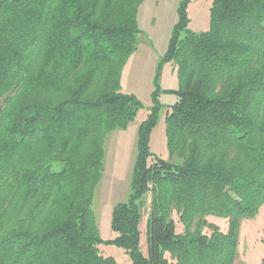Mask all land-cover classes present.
Wrapping results in <instances>:
<instances>
[{
  "label": "trees",
  "instance_id": "1",
  "mask_svg": "<svg viewBox=\"0 0 264 264\" xmlns=\"http://www.w3.org/2000/svg\"><path fill=\"white\" fill-rule=\"evenodd\" d=\"M144 1L0 0V264H117L102 244L132 264L235 263L240 221L264 205V0H210L199 33L189 29L193 0H179L138 129L130 194L112 210L115 238L103 241L96 227L105 140L144 107L121 89ZM168 63L178 87L162 91ZM161 94L175 98L165 136L180 164L151 152ZM207 216L228 219V232Z\"/></svg>",
  "mask_w": 264,
  "mask_h": 264
},
{
  "label": "rangeland",
  "instance_id": "2",
  "mask_svg": "<svg viewBox=\"0 0 264 264\" xmlns=\"http://www.w3.org/2000/svg\"><path fill=\"white\" fill-rule=\"evenodd\" d=\"M179 0H145L140 6L137 16L139 29L136 51L130 56L123 68L121 89L124 93L134 94L143 104L134 122L126 130H116L110 134L104 143V171L102 179L96 186L93 196L92 210L96 218V227L103 241L115 238L110 222L113 208L127 201L130 194V183L133 165L137 151L138 129L145 119L151 106V93L154 89L153 80L158 70L161 58L164 56L170 39L171 30L177 21ZM210 0H193L188 7L190 18L189 29L195 33L205 31L209 27ZM159 84L162 91L176 89L178 81L175 68L171 63L161 68ZM175 102L172 95L159 96L162 105L160 117L150 139L151 152L170 162L181 163L177 157H171L166 147L165 113L167 106ZM142 221L140 225V249L146 255V220L149 215L150 197L144 199ZM176 231L182 233L183 225L178 220V214L173 212ZM207 223L217 226L222 233L229 229L228 219L207 216ZM198 220L192 227H197ZM203 234L209 235L210 230L201 227ZM264 205L253 219L240 221L237 257L234 264H261L264 258ZM100 251L105 256L113 257L117 264H132L123 249L113 245H100ZM169 258V254H166Z\"/></svg>",
  "mask_w": 264,
  "mask_h": 264
},
{
  "label": "crops",
  "instance_id": "3",
  "mask_svg": "<svg viewBox=\"0 0 264 264\" xmlns=\"http://www.w3.org/2000/svg\"><path fill=\"white\" fill-rule=\"evenodd\" d=\"M175 72H176V70H175Z\"/></svg>",
  "mask_w": 264,
  "mask_h": 264
}]
</instances>
